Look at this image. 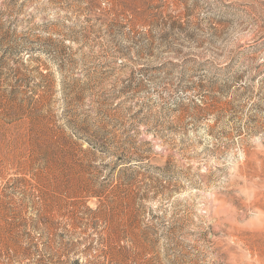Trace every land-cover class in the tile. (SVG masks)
Wrapping results in <instances>:
<instances>
[{"label":"rangeland","instance_id":"obj_1","mask_svg":"<svg viewBox=\"0 0 264 264\" xmlns=\"http://www.w3.org/2000/svg\"><path fill=\"white\" fill-rule=\"evenodd\" d=\"M0 264H264V0H0Z\"/></svg>","mask_w":264,"mask_h":264}]
</instances>
